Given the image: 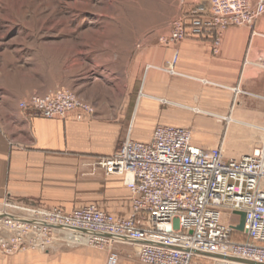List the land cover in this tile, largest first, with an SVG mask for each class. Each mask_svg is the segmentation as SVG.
<instances>
[{"label":"crops","instance_id":"obj_1","mask_svg":"<svg viewBox=\"0 0 264 264\" xmlns=\"http://www.w3.org/2000/svg\"><path fill=\"white\" fill-rule=\"evenodd\" d=\"M262 56L264 15L252 27L226 30L217 54L210 39L150 46L139 58L146 67L139 96L110 109L92 104L95 112L82 120L77 113L45 119L22 110V98L0 99V201L66 212L95 204L128 218L132 197L124 179L107 177L99 162L128 136L150 141L158 125L189 128L195 145L220 147L227 160L251 154L264 138V71L255 66ZM125 244L113 247L121 250L119 264H140ZM78 245L0 252V264H106L111 253Z\"/></svg>","mask_w":264,"mask_h":264},{"label":"built area","instance_id":"obj_2","mask_svg":"<svg viewBox=\"0 0 264 264\" xmlns=\"http://www.w3.org/2000/svg\"><path fill=\"white\" fill-rule=\"evenodd\" d=\"M263 15L264 0H206L173 20L161 42L210 39L217 54L226 30L252 27ZM255 66L264 71V56ZM19 106L50 120L71 113L82 120L95 112L66 89L33 94ZM99 167L107 177L124 179L132 197L130 217H116L95 204L66 212L8 198L0 213V252L46 251L54 246L55 235L68 233L98 249L138 246L140 264H264V138L251 154L227 160L220 147L195 145L189 128L158 125L148 142L128 136ZM10 205L21 209L19 215H9ZM239 213L246 215L243 232L233 228L240 223ZM227 215L238 219L225 221ZM234 234L246 241L233 240ZM119 262V253L112 251L106 264Z\"/></svg>","mask_w":264,"mask_h":264},{"label":"rangeland","instance_id":"obj_3","mask_svg":"<svg viewBox=\"0 0 264 264\" xmlns=\"http://www.w3.org/2000/svg\"><path fill=\"white\" fill-rule=\"evenodd\" d=\"M204 1L0 0V99L66 89L100 109L121 105L139 96L145 49L168 37L172 21ZM6 200L0 201V213ZM9 208L16 210L9 215H19L18 207ZM54 238V245L79 246L66 235ZM113 247L104 249L120 255Z\"/></svg>","mask_w":264,"mask_h":264},{"label":"bare ground","instance_id":"obj_4","mask_svg":"<svg viewBox=\"0 0 264 264\" xmlns=\"http://www.w3.org/2000/svg\"><path fill=\"white\" fill-rule=\"evenodd\" d=\"M141 95H143V94H141ZM11 206H14V205H11ZM10 207V206H9ZM19 210H21L20 208H19ZM11 212H12V210H11ZM14 212H16V210L14 209L13 210V213ZM66 240L70 243V244H72V245H78V244H81V245H89V240L88 239H81L79 242H77V241H75V239L70 235V234H68V233H66ZM136 248L139 250V247L138 246H136Z\"/></svg>","mask_w":264,"mask_h":264},{"label":"water","instance_id":"obj_5","mask_svg":"<svg viewBox=\"0 0 264 264\" xmlns=\"http://www.w3.org/2000/svg\"><path fill=\"white\" fill-rule=\"evenodd\" d=\"M239 216H240V218H241L240 223H239L238 226L233 227V228H234L236 231H238V232H243L244 229H245L246 215H245V213H239ZM83 232L86 233L85 231H83ZM105 237H107V238H111L110 236H107V235H106Z\"/></svg>","mask_w":264,"mask_h":264},{"label":"trees","instance_id":"obj_6","mask_svg":"<svg viewBox=\"0 0 264 264\" xmlns=\"http://www.w3.org/2000/svg\"><path fill=\"white\" fill-rule=\"evenodd\" d=\"M233 240H238V241H246V238L243 236H240L238 234H234L232 237Z\"/></svg>","mask_w":264,"mask_h":264}]
</instances>
